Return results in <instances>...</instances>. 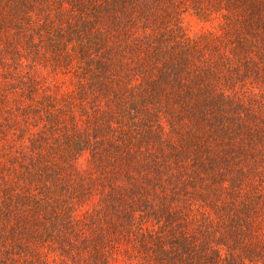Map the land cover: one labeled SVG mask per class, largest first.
Masks as SVG:
<instances>
[{"label":"trees","instance_id":"obj_1","mask_svg":"<svg viewBox=\"0 0 264 264\" xmlns=\"http://www.w3.org/2000/svg\"><path fill=\"white\" fill-rule=\"evenodd\" d=\"M263 27L264 0H0V264H264Z\"/></svg>","mask_w":264,"mask_h":264},{"label":"rangeland","instance_id":"obj_2","mask_svg":"<svg viewBox=\"0 0 264 264\" xmlns=\"http://www.w3.org/2000/svg\"><path fill=\"white\" fill-rule=\"evenodd\" d=\"M245 17V16H243ZM245 18L241 20L240 23H235L232 27L233 30H238V32H241V37L243 38L246 25H245ZM185 27L188 31H190L192 34L196 32H214V34H217L218 36H223V32L226 28V20L225 18H219V19H211L210 21L207 20H200L195 17H187L185 19ZM231 28V27H230ZM232 32V31H231ZM264 32V27L260 28V33ZM232 37H235L234 34H231ZM238 35V34H237ZM261 35V34H260Z\"/></svg>","mask_w":264,"mask_h":264}]
</instances>
